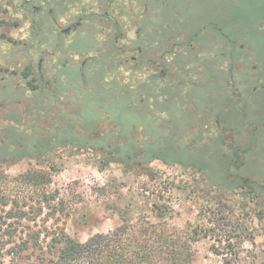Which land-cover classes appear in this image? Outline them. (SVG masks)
I'll list each match as a JSON object with an SVG mask.
<instances>
[{
    "label": "rangeland",
    "instance_id": "374dc122",
    "mask_svg": "<svg viewBox=\"0 0 264 264\" xmlns=\"http://www.w3.org/2000/svg\"><path fill=\"white\" fill-rule=\"evenodd\" d=\"M85 1L87 3L91 0ZM232 1L235 5L254 10V13H264V0ZM169 4L179 14L181 27L189 33L194 30L193 35L197 31L195 26L207 22L211 15L215 16L218 8L217 3L210 0H171ZM15 5L9 3V0H0V17L4 16L16 22L0 25V32H5L14 39L25 40L29 35L30 23ZM94 9L89 8L88 11ZM152 9L153 6L145 5L144 0H114L108 9V15L112 14L118 19L123 32L128 30V37H131L138 21L136 18L133 20V14L143 13L144 16ZM78 10L79 8H72L69 14L59 18V29H64L76 21ZM95 10L100 11L101 8ZM140 17L142 21V16ZM83 19L84 24L75 33L60 32L61 45L59 44L60 48L55 46L54 55L51 53L54 43H57L55 37L52 45L42 46L45 52L42 63L44 76L41 82L35 80V89L27 86L21 69L29 62L27 57L31 53L34 57L33 67H36L39 54L31 47L27 51L23 50L21 43L12 45L0 40L1 129L10 126V129L19 131L22 135H30L34 132L33 129L45 132L67 117L66 114L76 111L80 117L78 122L87 129L95 127L98 117L97 129H131L135 141L138 142L152 138L151 134L144 133L145 129L157 132L160 125L150 122L152 115L145 106H128V93L120 92L119 89L123 80L127 85L124 84L123 89H127L131 96L132 89L129 86L137 87L138 79L149 78L153 70L140 69L135 76L138 78L135 79L132 63L126 62L124 69H118L114 64L116 54L111 45V27L100 20V24L96 22L97 25H91L89 29V21L93 20H88V17ZM102 26L109 35L102 39L101 33H98L97 40L95 33L100 32ZM209 29V33L213 32L211 27ZM202 36L200 33L196 39L205 45L207 36L204 41ZM121 43L123 41L119 40L118 45ZM250 44L255 55L261 58L264 55V34L258 35V32H254ZM87 47L100 48L101 65L89 60L80 69L81 61L88 54H79L74 58L70 49ZM74 67L79 69V73L77 72L76 77L73 75L69 78L68 72L72 74ZM261 70L264 72V67ZM208 75L219 78L214 87L211 83L203 85L200 90L190 87L185 94L203 93L206 104V92L211 91L216 103L213 114L237 117L234 111H231L234 114L231 115L230 110L223 108V104L232 103L224 96L227 94L222 82L225 73L205 67L202 76L206 78ZM140 85L145 88L144 84ZM148 86L147 82L146 87ZM133 92L134 96L139 94V97H144V105L148 104L145 92L140 94L135 89ZM157 106L166 108L173 120L175 119V101H161ZM246 117L255 122L257 129L252 134L253 137L251 136L248 154L241 166L238 165L240 171H237L242 176L247 174L257 178L264 184V90H258L256 94L248 97ZM178 118L179 116L175 120L176 126ZM78 122L76 120L75 129H82ZM164 130L178 134L187 130L193 135L197 132V129ZM198 130L201 133L202 129ZM227 130L222 138L216 134V138L211 142L201 143L193 153L180 155L186 161L199 162L202 165L200 168L183 166L176 162L165 163L162 159H154L144 166L124 165L110 154L97 151V148L92 150L65 144L52 147L40 160L23 158L0 163V173L7 175L3 183L6 193L11 197L25 199L27 205L33 207L39 204L43 193L55 196L56 191V199L49 200L48 205L41 203L45 206L39 222L44 216H48L46 225H51L52 228L61 227L81 241L96 232L111 230L120 222V213H126L127 210L133 215V220L139 215L145 220L156 221L150 210L151 203L156 201L167 209L165 221L170 227L179 229L188 239L192 253L191 264H264V192H249L244 186L234 185L238 181H229L232 176L226 177L234 170L233 167L228 169L227 157L224 155H229L230 140L233 139L231 130ZM212 131H209L210 134ZM235 132V141L239 146H246L250 137L249 130L236 129ZM190 141L192 140L187 138V143ZM159 152L167 157L179 156L178 153L163 148ZM35 169H40L49 177V181L34 184L19 178L20 174ZM232 187L235 189L232 190ZM3 264H7V261Z\"/></svg>",
    "mask_w": 264,
    "mask_h": 264
},
{
    "label": "trees",
    "instance_id": "16d2710c",
    "mask_svg": "<svg viewBox=\"0 0 264 264\" xmlns=\"http://www.w3.org/2000/svg\"><path fill=\"white\" fill-rule=\"evenodd\" d=\"M8 1V0H7ZM15 3L18 11L28 18L29 35L25 40L14 39L5 32H0V40L12 45L20 44L34 48H43L45 44H60L58 19L69 14L72 8H79L77 18L103 17L105 8L114 0H9ZM91 7H90V6ZM89 8H101L100 11ZM16 24L15 20L0 17V25ZM61 45V44H60ZM43 46V47H42ZM40 55H42L39 50ZM45 53V52H44ZM21 74L28 76L30 66L24 67ZM26 70V71H25ZM16 73L15 70H12ZM30 84V88L37 87ZM16 114V113H15ZM58 125L40 132L22 135L11 127H0V163L11 162L23 158L40 160L54 146L72 144L110 154L124 165H147L154 159H162L165 163L176 162L183 166L202 165L196 161H186L181 154L193 153L201 143L211 142L216 134L224 136L227 129H203L198 135L197 146L181 144L173 147L172 141L163 130V134L155 139L148 138L135 141L131 129H70L66 114ZM32 124V123H31ZM67 124V126H65ZM33 126V125H32ZM91 133H87L88 131ZM209 131H212L210 134ZM22 132V131H21ZM145 134L154 132L145 129ZM9 134L11 137H9ZM9 137V139H7ZM222 138V137H221ZM204 139V140H203ZM178 153L179 156L167 157L159 149ZM194 151H191L193 150ZM227 157L229 155L224 154ZM227 162V167H228ZM56 170V167H55ZM7 175L0 173V264H191L192 253L188 239L175 227L165 221L167 209L153 201L150 210L156 221L145 220L143 216L128 212L120 213V222L107 232H96L85 240L69 235L61 227L52 228L46 225L48 216L40 221V215L49 200L56 199L53 194L45 195L35 207L27 205V201L18 196L11 197L6 193L3 183ZM25 181L38 184L48 182L49 177L40 169L28 171L19 175ZM231 181V180H229ZM239 184H245L239 181ZM248 184L250 182H247ZM166 209V211H165ZM197 232V231H196ZM195 238V237H193Z\"/></svg>",
    "mask_w": 264,
    "mask_h": 264
},
{
    "label": "flooded vegetation",
    "instance_id": "af4514ba",
    "mask_svg": "<svg viewBox=\"0 0 264 264\" xmlns=\"http://www.w3.org/2000/svg\"><path fill=\"white\" fill-rule=\"evenodd\" d=\"M170 1L144 0V4H150V7L153 6V9L144 16L143 13L141 15L138 13L133 14V20L136 18L138 21L137 27L131 37H128V30L123 32L122 25L118 19L114 18L112 14L108 15V9L112 4L105 8V16L88 18V20H93L89 21L91 22L88 24L89 29L91 25H97L96 22L100 24V20L101 22L102 20L105 21L111 27L109 28V34H113L111 45L116 54L114 64L118 69H124L126 62L132 63L133 78L139 74L140 69L153 70L149 78L138 79L137 87L134 85L129 86L132 89L131 96L127 89H123V85H126L123 80L121 89H119L118 85L115 86L120 92L124 93L126 91L128 93V106L135 104L136 106L143 105L147 108L152 115L150 122L157 126L160 125L159 129L167 133L166 136L172 141L171 145L173 147H179L181 144L197 146L198 135L200 133L198 129L231 130L233 139L232 141L230 140L229 145L228 169L230 170V167H233L234 170L233 172H229L226 177L232 176V179H230L232 182L244 181L245 184L243 185L238 182L234 185L244 186L249 192H255L256 194L263 193V183L247 174L242 176L237 170H239V166H241L243 159L248 154L253 137L252 134L257 129L255 122L246 117L247 99L249 96L256 94L258 90H264V72L261 70V67H264V55L258 58L250 44L253 41L254 32H258V35L264 34V13H254V10L235 5L232 0H210L217 3V14L215 16L211 15L207 22L205 21L195 26L194 29L197 31L193 35L192 32L194 30L189 33L181 27V20L178 18L179 14L174 9H171ZM140 16H142V21H140ZM83 20L82 18H77L71 25H68L64 29H59V32L75 33L80 25L84 24ZM209 27L212 28L213 32L209 33ZM98 33H101L102 39H106V35H109L106 33L104 26L101 27L100 32L95 33L97 40L99 39ZM200 33L203 34V41L204 37L207 36L206 41H204L205 45H202L196 39ZM119 40L123 41L120 45H118ZM22 46L25 51H27V48H30L25 44ZM56 47L60 48L59 45ZM31 48L39 54L38 63L36 67H33L32 62L34 61V57L32 53H27L30 56L27 57L29 58V62L21 69L23 72L24 67L27 65L31 68L28 76L23 75V73L21 74L26 79V84L29 87L28 81L32 85H37L35 82H41L44 76V69H42L45 55L44 49ZM39 50L42 52V55H40ZM70 50L74 58H77L79 54H88L81 61L80 69L89 60L96 65H101L99 61L101 50L99 47ZM54 54L55 43L51 55ZM205 67L219 71L222 70L225 73L222 82L225 84L224 91L227 94L224 96L229 101L231 100L232 103L223 104V108L230 110V112L234 111L237 117L214 115L213 107L216 103L214 93L211 91L206 92V99L208 101L206 104L203 101V97L205 96L203 93L201 95L198 93L193 95L185 94L190 87H196L200 90L203 85L205 86L208 83L213 84L214 87L219 78L214 75H208V77L204 78L202 75ZM3 69L5 70V67ZM74 69L75 71L72 74L68 72L69 78L73 75L76 77L77 72L79 73V69L77 70L75 67ZM147 82L149 83L148 87H146ZM141 83L144 84L145 88H141ZM133 89L140 92V94L143 92L147 94V105L143 104L145 101L144 97H139V94L134 96ZM171 100L175 101L177 106L174 111V120L166 108H159L157 106V103H161V101L170 102ZM234 114L232 113L231 115ZM177 116H179V120L176 126L175 120ZM79 118L76 111L68 113L67 121H69L70 129H75L76 120L78 122ZM97 120L98 117L95 127L91 129H97ZM58 123L59 121L55 125V128ZM78 124L82 129H87L79 122ZM164 129H197V132L193 135V133H190L191 131L187 132L186 130L183 134H178L175 131L168 132ZM236 129H240L241 131L243 129L249 130L250 137L246 146H239L235 141ZM162 135L159 132H154V135L152 134L151 136L152 139H155ZM215 136L217 137L216 133ZM187 138L192 141L187 143ZM96 148L98 149V146L94 149ZM191 151H194V149ZM247 182L250 183L248 184ZM231 189L233 190L235 187Z\"/></svg>",
    "mask_w": 264,
    "mask_h": 264
}]
</instances>
